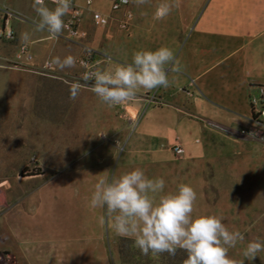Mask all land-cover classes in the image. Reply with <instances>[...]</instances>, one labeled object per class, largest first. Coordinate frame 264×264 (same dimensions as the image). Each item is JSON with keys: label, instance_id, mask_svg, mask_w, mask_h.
Segmentation results:
<instances>
[{"label": "rangeland", "instance_id": "rangeland-1", "mask_svg": "<svg viewBox=\"0 0 264 264\" xmlns=\"http://www.w3.org/2000/svg\"><path fill=\"white\" fill-rule=\"evenodd\" d=\"M210 1L180 0L179 8L157 21L153 13L160 0L140 7L130 0L122 10L113 0H93L94 10L109 16V25L97 27L92 13L85 15L86 36L78 40L65 31L56 38L35 32L39 18L30 15L33 1H19L25 14L3 2L0 264H122L119 247L128 237L115 234L105 209L88 205L101 176L137 167L150 178H163L165 192L190 184L197 192L194 215L223 216L230 230H239L244 241L229 250L230 258L244 260L249 241H264V120L251 117V123L234 126L202 116L187 73L185 46ZM232 7L239 12L237 25L248 27L254 39L264 28V0H214L209 11ZM250 11L255 15L240 16ZM22 32L51 39L22 44ZM160 46L172 49L178 61L179 71L169 70L171 87L142 91L136 101L112 108L87 86L70 98L73 86L84 85L83 74L97 65L131 62L134 51ZM69 55L73 67L46 65ZM81 60H88L89 68ZM262 86L257 84L252 99ZM176 146L184 149L181 156ZM120 163L124 167L116 172ZM244 264H264V252Z\"/></svg>", "mask_w": 264, "mask_h": 264}, {"label": "clouds", "instance_id": "clouds-1", "mask_svg": "<svg viewBox=\"0 0 264 264\" xmlns=\"http://www.w3.org/2000/svg\"><path fill=\"white\" fill-rule=\"evenodd\" d=\"M33 0L32 8L39 18L35 32L46 31L51 37L60 36L68 28L64 17L69 14L73 0ZM137 6L151 0H132ZM180 0H160L153 19L164 20ZM143 14V13H142ZM33 33L22 32L21 43L27 44ZM59 69L75 66V58L55 57L51 61ZM111 64L112 62L109 61ZM175 53L167 46L155 50L141 49L132 53L131 62L116 63L111 67L97 65L83 74L84 85L77 82L70 90L75 98L82 86H87L109 108L136 101L138 94L157 88L167 89L173 81L169 70L178 72ZM197 192L190 185L180 183L175 191L165 192V180L150 178L141 168H134L119 176H101L91 194L89 207L105 209L116 235L132 238L134 247L144 255L167 253L175 256L178 250L186 253L183 264H244L264 252V241H249L243 250L244 260L229 257V250L244 241L239 230H230L223 216L194 215Z\"/></svg>", "mask_w": 264, "mask_h": 264}, {"label": "crops", "instance_id": "crops-1", "mask_svg": "<svg viewBox=\"0 0 264 264\" xmlns=\"http://www.w3.org/2000/svg\"><path fill=\"white\" fill-rule=\"evenodd\" d=\"M4 1L11 2V7L25 14L27 10L21 8L19 1L33 0H0V20ZM213 1L199 18L184 50L188 77L197 90L194 100L202 111L201 115L210 120L234 126L243 121L251 123L252 94L258 83L264 84V28L250 39V29L237 25V9L209 11ZM224 13L226 19L222 23ZM261 13L264 15V10ZM243 14L247 17L255 15L252 11L240 16ZM30 15L37 16L33 8ZM49 39L36 36L31 40L36 43ZM47 64L54 65L51 62ZM176 122L178 125L182 122L178 121V115ZM123 167L118 164L116 172Z\"/></svg>", "mask_w": 264, "mask_h": 264}, {"label": "built area", "instance_id": "built-area-1", "mask_svg": "<svg viewBox=\"0 0 264 264\" xmlns=\"http://www.w3.org/2000/svg\"><path fill=\"white\" fill-rule=\"evenodd\" d=\"M46 3L54 5L51 0H46ZM129 3L130 0H113V7L116 10H122V8L127 7ZM87 13H92V21L97 27L105 28L109 25V16L103 14L102 12L95 11L93 0H87L85 6H80L78 4V0H73L68 19L65 21L68 25V28L65 29V32L69 38L78 40L86 36L85 33L81 32V25L84 16ZM127 15L130 18L132 17L129 12ZM80 64L84 68H89L88 60H81ZM260 89V96L258 98L252 99L251 102L254 104L256 112L260 114L259 119L264 120V86H262ZM175 152L178 156H181L184 153V149L180 146H176Z\"/></svg>", "mask_w": 264, "mask_h": 264}, {"label": "trees", "instance_id": "trees-1", "mask_svg": "<svg viewBox=\"0 0 264 264\" xmlns=\"http://www.w3.org/2000/svg\"><path fill=\"white\" fill-rule=\"evenodd\" d=\"M252 119L259 122L260 114L256 112L254 104L251 102ZM261 122V121H260ZM119 247V254L122 264H183L186 253L178 250L175 256L167 253L156 256L157 260L152 259L151 253L144 256L140 250L134 247V241L128 238H122ZM115 264V263H114Z\"/></svg>", "mask_w": 264, "mask_h": 264}, {"label": "water", "instance_id": "water-1", "mask_svg": "<svg viewBox=\"0 0 264 264\" xmlns=\"http://www.w3.org/2000/svg\"><path fill=\"white\" fill-rule=\"evenodd\" d=\"M211 124V123H210Z\"/></svg>", "mask_w": 264, "mask_h": 264}]
</instances>
